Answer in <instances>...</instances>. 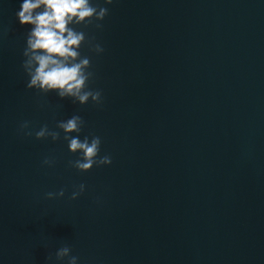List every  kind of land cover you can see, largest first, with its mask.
Here are the masks:
<instances>
[{
	"label": "water",
	"instance_id": "95a60500",
	"mask_svg": "<svg viewBox=\"0 0 264 264\" xmlns=\"http://www.w3.org/2000/svg\"><path fill=\"white\" fill-rule=\"evenodd\" d=\"M20 2L0 0V264H264V0H114L80 29L84 106L27 88ZM73 115L111 165L74 167Z\"/></svg>",
	"mask_w": 264,
	"mask_h": 264
},
{
	"label": "clouds",
	"instance_id": "9594fccd",
	"mask_svg": "<svg viewBox=\"0 0 264 264\" xmlns=\"http://www.w3.org/2000/svg\"><path fill=\"white\" fill-rule=\"evenodd\" d=\"M114 0H21L16 19L20 26L28 28L26 47L23 52V69L28 77L27 88L43 94H55L60 99H71L84 106L91 101L101 103V92L88 88L93 78L89 71L90 59L81 55V46L86 33L80 30L95 27L100 29L108 15V7ZM95 22V23H93ZM92 52L99 55L104 49L98 43L89 41ZM84 121L79 115L58 122L68 141V151L78 158L73 165L81 173H87L94 166H109L111 157H99L101 139L98 136L80 138ZM20 131L31 136L28 122ZM60 133L46 125L35 132L37 140L59 139ZM53 160L45 158L43 164L52 166ZM84 188V185H81ZM63 195V192H60ZM52 195V193H49ZM68 253L63 249L59 255Z\"/></svg>",
	"mask_w": 264,
	"mask_h": 264
}]
</instances>
